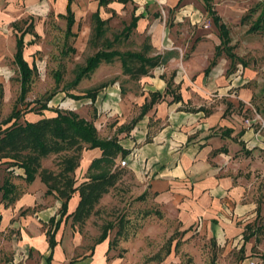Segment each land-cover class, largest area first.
Listing matches in <instances>:
<instances>
[{
  "label": "crops",
  "instance_id": "crops-1",
  "mask_svg": "<svg viewBox=\"0 0 264 264\" xmlns=\"http://www.w3.org/2000/svg\"><path fill=\"white\" fill-rule=\"evenodd\" d=\"M24 1L30 4L40 2ZM56 1L63 3L62 8H65L66 0ZM117 2L120 3L110 0L103 6H98L97 0L87 3L88 17L97 11L101 19L108 18L110 13L107 14L106 8L116 13ZM153 3H159L169 11L174 8L173 19H165L161 24L157 12L147 11ZM196 3V0H144L133 9V16L141 14L134 29L146 35L151 47L147 55L164 51H172L173 55L129 86V83L124 84L123 94L116 79L99 89L95 99L89 100L96 116L92 122L97 134L99 128L108 125L112 132L104 137H116L125 151L124 155L115 158L117 166L121 160L125 161L123 166H118L130 181L124 190L129 189L137 197L150 200L163 210H170L183 224L194 222L196 227L205 228L220 247L245 248L246 253L252 247L264 250V240L259 243L256 232L248 238H252L248 243V239H243L242 229L257 213V202L252 196L256 188L247 180L249 170L253 168H246L249 160L245 153H254L256 150H251L253 148L264 150V138L248 127L234 110L239 102L245 103L250 97L245 86V71L240 66L230 69V60L221 54L204 73L219 39L210 18L216 41L207 38L205 28L200 26L204 9L197 7ZM71 11L74 12L72 8ZM177 30H181L183 35L191 31L193 37L187 42L183 37H176ZM15 34L8 39L12 47ZM179 41L180 44H176ZM109 63L101 61L91 73ZM165 78L170 79L173 92L163 95ZM151 92L161 93V99L126 131L124 127L139 114L140 106L149 101ZM173 94H178L179 99L174 100ZM110 119L113 124L107 122ZM99 155L98 148L81 151L74 170L76 175L80 174L75 185L85 180L90 161ZM33 185L37 187L29 189L19 199L15 198L18 207H28L39 201L41 192L37 195L31 193L45 191L46 187L43 183ZM48 195L51 200L34 214L43 222L52 218L53 229L50 232L55 244L49 249L46 230L40 226L24 227L12 245V256L6 264H106L108 240L95 241L90 248L83 244L78 229H72L75 224H71L68 214L78 201L77 191L67 200L62 216L59 214L61 201L54 192ZM259 205L262 214L264 197ZM5 219L3 215L0 217V231ZM239 220L243 222L240 225L237 224ZM57 221L61 222L59 229L54 227Z\"/></svg>",
  "mask_w": 264,
  "mask_h": 264
},
{
  "label": "rangeland",
  "instance_id": "rangeland-1",
  "mask_svg": "<svg viewBox=\"0 0 264 264\" xmlns=\"http://www.w3.org/2000/svg\"><path fill=\"white\" fill-rule=\"evenodd\" d=\"M92 1L72 0L74 22L71 33L66 34L63 3L56 0H40L34 4L24 0H0L1 128L7 125H3V122L16 110L20 113L19 121H33L40 117L52 116L53 110L73 111L79 117L94 121L95 110L89 103L90 99L83 95L85 90L99 82L117 78L121 80L124 76L120 75L119 60L114 57L108 65H102L81 77L76 84L72 83L76 67L83 65L85 58L99 49L87 42L91 29L87 3ZM143 1H119L116 13L113 9L106 8L110 16L106 18L105 36L111 40L114 34H118L122 27L129 23L133 9L137 8L139 3L143 4ZM196 1L197 7L202 6L200 0ZM259 2L260 0H212V5L228 27L231 52L244 63V68L237 59L229 64L230 69L240 66L245 71V86L250 94L249 99L245 103L239 102L234 110L243 117L248 127L264 138V30L247 31L259 12ZM157 4H151L148 13L157 12L161 24L165 19H173L174 8L169 11V8ZM253 7L255 9L249 18L240 21L241 16ZM200 26L205 28L209 40L216 41L215 30L204 12L200 18ZM24 30L28 31L23 34L22 56L28 66L33 67V73L25 96L19 98L18 70L12 60L14 47L8 39L12 34ZM190 32L187 31L183 35L181 30H177L176 37H183L188 42L193 37ZM143 41H148L144 32L132 28L126 38H119L110 49L138 51ZM176 44H180V41ZM189 45L190 42L184 48L187 49ZM168 74L169 72L165 76ZM130 84L132 83L127 86ZM41 105H44L45 109H40ZM36 110H41L40 114L34 113ZM107 122L113 124L114 121L110 119ZM98 132L97 135L103 138L106 134H111L112 129L107 125L106 128H99ZM251 150L256 151L245 153V158L249 160L246 168H253L249 170L247 180L256 188L252 196L257 202V213L247 221L248 227L242 229L243 235L250 231L256 232L260 243L264 240V210L262 208L261 214L259 205L260 199L264 197V150ZM54 162V156L49 155L42 159L40 164L42 167L54 169ZM73 177L76 183L80 174L73 172ZM3 178H6V183L12 184L14 189L12 200H0V217L3 215L6 218L3 230L0 231V264H6L7 260L11 259L12 245L22 228L40 226L43 230L53 229V221L43 222L34 214L51 200L45 191L35 190L31 193L37 195L41 192L37 203L34 202L28 207L17 206L16 200L29 189L35 188L36 185L33 184H42L38 176L27 183L23 180L22 169L0 162V184ZM126 184H130V181L125 174H121L115 186L94 205L93 211H96L86 222L80 226H72L73 230L78 229L83 244L90 248L101 228L108 227L105 240L110 243L105 254L106 264H264L263 249L252 247L246 253L245 248L220 247L213 237L207 234L205 228L196 227L194 222L183 224L170 210H163L150 200L137 197L129 189L124 190ZM242 223L241 220L237 221L238 225ZM57 226L59 229L61 222L56 223ZM119 228L120 233L116 236ZM114 238L116 240L111 244ZM247 242H252V238ZM244 258L246 260L243 262Z\"/></svg>",
  "mask_w": 264,
  "mask_h": 264
},
{
  "label": "trees",
  "instance_id": "trees-1",
  "mask_svg": "<svg viewBox=\"0 0 264 264\" xmlns=\"http://www.w3.org/2000/svg\"><path fill=\"white\" fill-rule=\"evenodd\" d=\"M72 0H66L65 4V20H66V34L71 33V26L73 24V13L70 8ZM110 0H97L98 6L107 4ZM125 2L127 0H117ZM204 12L210 18L212 24L217 30L219 39L218 45L214 47L213 58L209 62L204 73L214 65L216 59L224 54L230 63L238 58L231 52L229 46L230 37L227 25L221 20L220 16L213 8L212 0H200ZM259 12L255 19L247 28L249 32H261L264 30V0H260L257 4ZM253 8H249L244 13L240 21L248 19ZM141 14L133 16L131 14L129 23L122 27L118 34H114L112 39L105 36L107 30V19H101L97 11L90 14L91 29L87 42L99 47L93 54L87 56L84 64L76 67V73L72 81L76 84L78 80L89 74L101 61L111 62L116 57L120 63V75L124 76L118 80L120 92L123 94L126 83L137 81L141 76L146 75L148 71L158 64H164L173 55L172 51H164L160 54L152 56L147 55L151 51L148 42L141 44L138 51H118L112 48V45L119 40V38H126L131 29L135 27L137 19ZM28 31V30H27ZM26 30L15 34L14 52L12 60L18 70L19 80V98H23L27 92L28 83L31 80L33 67L28 66L27 62L22 56L24 41L23 34ZM18 32V30H16ZM244 67V63L240 62ZM115 80V79H114ZM113 80L102 81L96 85L85 90L84 94L91 102L99 89L104 87ZM171 81L166 80V87L163 92L165 95L171 92ZM173 92V91H172ZM161 93L151 92L149 94V101L144 102L140 106L139 114L131 119V121L124 127L127 131L134 122L146 111L153 103L161 99ZM79 98V96H72ZM173 99H179L178 94H173ZM40 109H45L44 105ZM40 111L34 113L40 114ZM53 115L48 117H40L33 121L20 119L18 110L12 111L10 116L3 122L4 127H0V162H5L8 166H15L23 171V180L30 183L38 176L41 183L46 187L45 193L53 194L61 201L59 214L64 215L66 210V202L74 191H77L78 201L74 210L68 214L71 216V224L82 225L89 216L94 213L93 207L98 202L99 198L107 193L109 189L113 188L119 180L122 171L115 165V158L122 156L125 151L117 143L116 137L100 138L97 135L95 126L92 120H86L79 117L73 111L53 110ZM229 131V130H227ZM98 148L100 155L93 158L84 174L85 180L75 185V178L73 172L78 166L81 151L84 149ZM49 155L55 158L54 169L42 167L40 161ZM12 184L6 183V178L2 179L0 184V200L7 202L13 198ZM52 222V218L49 219ZM58 223V221L56 222ZM56 228V224L54 225ZM248 227V223L244 228ZM108 227L103 226L96 238V242L105 239ZM120 233V228L116 231V236ZM49 249L55 244L53 240V233L49 230L45 232ZM254 235V231H250L247 235H243L244 241L250 236ZM257 239V238H256ZM116 238L111 242L114 243ZM110 243V242H109ZM49 259V256L47 257Z\"/></svg>",
  "mask_w": 264,
  "mask_h": 264
},
{
  "label": "built area",
  "instance_id": "built-area-1",
  "mask_svg": "<svg viewBox=\"0 0 264 264\" xmlns=\"http://www.w3.org/2000/svg\"><path fill=\"white\" fill-rule=\"evenodd\" d=\"M119 164H120L121 166H123V165L125 164V161H124V160H121V161L119 162ZM251 264H253V263L251 262Z\"/></svg>",
  "mask_w": 264,
  "mask_h": 264
}]
</instances>
